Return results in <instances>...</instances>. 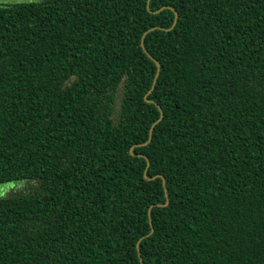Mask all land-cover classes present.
<instances>
[{
  "label": "trees",
  "instance_id": "trees-1",
  "mask_svg": "<svg viewBox=\"0 0 264 264\" xmlns=\"http://www.w3.org/2000/svg\"><path fill=\"white\" fill-rule=\"evenodd\" d=\"M11 181L0 264H264V0L0 3Z\"/></svg>",
  "mask_w": 264,
  "mask_h": 264
},
{
  "label": "rangeland",
  "instance_id": "rangeland-1",
  "mask_svg": "<svg viewBox=\"0 0 264 264\" xmlns=\"http://www.w3.org/2000/svg\"><path fill=\"white\" fill-rule=\"evenodd\" d=\"M16 1H23V0H0V3L3 2H16ZM118 108V97L115 102V111ZM28 182L24 181H11V182H6V183H1L0 184V197L1 196H6V195H11V194H16L20 193L25 190V186L27 185Z\"/></svg>",
  "mask_w": 264,
  "mask_h": 264
},
{
  "label": "water",
  "instance_id": "water-1",
  "mask_svg": "<svg viewBox=\"0 0 264 264\" xmlns=\"http://www.w3.org/2000/svg\"><path fill=\"white\" fill-rule=\"evenodd\" d=\"M153 126V125H152ZM151 126V127H152ZM150 137H151V129H150V131H149V136H148V139H147V141L150 139ZM147 141H145L144 143H146ZM146 160H147V165H148V159L146 158Z\"/></svg>",
  "mask_w": 264,
  "mask_h": 264
}]
</instances>
